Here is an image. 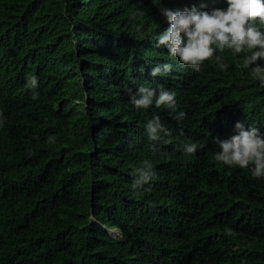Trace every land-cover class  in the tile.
<instances>
[{
    "label": "trees",
    "instance_id": "1",
    "mask_svg": "<svg viewBox=\"0 0 264 264\" xmlns=\"http://www.w3.org/2000/svg\"><path fill=\"white\" fill-rule=\"evenodd\" d=\"M201 2L0 0V264H264V176L215 160L236 122L264 134L252 76L264 60L245 69L244 53L225 50L226 70L215 59L194 71L156 45L170 26L161 8ZM140 86L175 93V112L137 109ZM155 116L169 130L158 141ZM145 161L155 178L133 189Z\"/></svg>",
    "mask_w": 264,
    "mask_h": 264
},
{
    "label": "clouds",
    "instance_id": "2",
    "mask_svg": "<svg viewBox=\"0 0 264 264\" xmlns=\"http://www.w3.org/2000/svg\"><path fill=\"white\" fill-rule=\"evenodd\" d=\"M227 8H213L211 11L206 9V3H200L199 7L193 5L191 8H161L160 12L169 23V27L157 35V47L163 46L168 49L171 57L179 58V61L194 71H200V66L206 62H214L219 65L221 70H226L228 64L223 62L217 52L223 53L225 50H232L233 54L244 53L242 67L247 69L258 60H264V31H261L253 24L258 20L264 26V0H226ZM157 3V0H153ZM174 67L171 64H158L151 68L150 75L156 77L160 74L170 72ZM143 73L144 68L139 69ZM252 76L259 81L261 88H264V67L256 64L252 67ZM157 84V80H155ZM37 80L31 77L28 81L29 88H35ZM157 88V87H156ZM156 88L140 86L135 94H131V103L137 109H147L155 104L156 108L161 106L175 112L176 99L175 93L167 91L163 86ZM36 96L33 95V99ZM185 116L184 112L177 113L173 118L180 120ZM235 129L237 134L226 140H216L219 152L215 154V160L222 166H239L248 168L253 165L252 176L260 178L264 176V134L258 128L249 127L241 122H236ZM149 139L158 141L161 139L160 133L169 134V130L162 124L160 117L155 116L146 125ZM51 139V138H50ZM197 143L185 144L182 150L186 154H194L198 147ZM179 168V167H175ZM155 171L152 165L144 162L143 167L136 169L134 181L131 186L138 189L149 183L155 178ZM190 195L194 192L203 197V192L198 183L191 177ZM132 192V190H129ZM172 200L181 205L183 201L182 190L177 192ZM134 203V210H147V201L143 207H137ZM167 203L164 204V210ZM171 224H174L170 222ZM115 234L118 231L111 230ZM149 264H158L148 261Z\"/></svg>",
    "mask_w": 264,
    "mask_h": 264
}]
</instances>
